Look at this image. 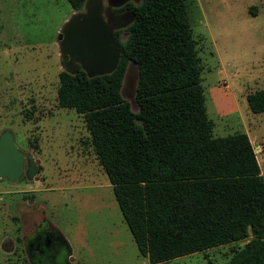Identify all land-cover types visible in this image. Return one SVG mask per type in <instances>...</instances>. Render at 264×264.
<instances>
[{
    "label": "rangeland",
    "instance_id": "obj_1",
    "mask_svg": "<svg viewBox=\"0 0 264 264\" xmlns=\"http://www.w3.org/2000/svg\"><path fill=\"white\" fill-rule=\"evenodd\" d=\"M99 2L112 36L117 32L124 41L131 13L116 10L141 0L118 7ZM185 3L213 137L247 132L264 179V114L250 112L245 100L264 90V0ZM86 4L74 10L66 0H0V136L9 132L23 155L21 177L0 178V264H32L26 244L42 224L57 238L58 252L54 259L34 245L42 264H149L123 220L83 119L57 104L58 73L64 71L58 35L73 17L87 14ZM136 81L129 63L120 92L133 112ZM249 240L160 264H221Z\"/></svg>",
    "mask_w": 264,
    "mask_h": 264
},
{
    "label": "trees",
    "instance_id": "obj_2",
    "mask_svg": "<svg viewBox=\"0 0 264 264\" xmlns=\"http://www.w3.org/2000/svg\"><path fill=\"white\" fill-rule=\"evenodd\" d=\"M74 10L86 0H66ZM133 20L114 40L113 72L58 73L59 108L81 116L139 254L149 264L242 241L221 264H264V179L245 133L213 137L201 87L197 42L185 0L125 4ZM137 70L133 112L121 96ZM264 114V90L246 95ZM207 264H217L209 259Z\"/></svg>",
    "mask_w": 264,
    "mask_h": 264
},
{
    "label": "water",
    "instance_id": "obj_3",
    "mask_svg": "<svg viewBox=\"0 0 264 264\" xmlns=\"http://www.w3.org/2000/svg\"><path fill=\"white\" fill-rule=\"evenodd\" d=\"M127 0H109L118 7ZM87 14L76 15L66 23L58 35L61 64L65 72L73 73L75 63L88 77L106 75L114 71L119 61V49L112 31L101 17L99 0H87ZM112 22L113 17L108 15ZM133 17L131 15V24ZM128 25V26H129ZM23 172V155L13 143L12 135L0 136V178L16 181Z\"/></svg>",
    "mask_w": 264,
    "mask_h": 264
},
{
    "label": "flooded vegetation",
    "instance_id": "obj_4",
    "mask_svg": "<svg viewBox=\"0 0 264 264\" xmlns=\"http://www.w3.org/2000/svg\"><path fill=\"white\" fill-rule=\"evenodd\" d=\"M116 9H113L112 13L116 12H124L128 11L125 9V5H123L121 8L117 9L116 12H114ZM129 12V11H128ZM116 15V14H115ZM46 225H40L38 228H36L34 231V235L31 237V239L28 240V243L26 244L27 248V254L29 256V259L31 260L32 264H42L40 260L37 258V254L34 253V245H39L41 247V251L45 249L46 251H50L51 256H53L54 259L57 258L58 252L54 250L56 248L55 242H57V238L52 235L53 232H50L48 229H46ZM53 254V255H52ZM53 259V260H54ZM55 264V261H54Z\"/></svg>",
    "mask_w": 264,
    "mask_h": 264
},
{
    "label": "crops",
    "instance_id": "obj_5",
    "mask_svg": "<svg viewBox=\"0 0 264 264\" xmlns=\"http://www.w3.org/2000/svg\"><path fill=\"white\" fill-rule=\"evenodd\" d=\"M245 100H246V96H245ZM245 134L248 136V138H249V135H248V133L247 132H245ZM249 140H250V138H249ZM251 141V140H250Z\"/></svg>",
    "mask_w": 264,
    "mask_h": 264
}]
</instances>
